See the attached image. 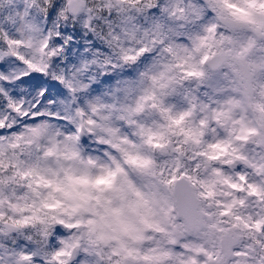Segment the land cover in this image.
Segmentation results:
<instances>
[{"label": "clouds", "instance_id": "clouds-1", "mask_svg": "<svg viewBox=\"0 0 264 264\" xmlns=\"http://www.w3.org/2000/svg\"><path fill=\"white\" fill-rule=\"evenodd\" d=\"M88 3L99 9L102 0ZM111 19L118 27L115 8ZM206 20H213L211 12ZM136 23L145 22L140 17ZM97 31L107 32L104 22ZM174 75L176 83L162 96L160 108L141 118L151 135L117 123L116 137L84 143V158L91 156L94 167L46 156L43 149L5 150L0 156V250L35 248L57 264L55 238L74 245L71 256L61 258L66 264H264V196L229 183H242L243 174L247 182L242 186H264V173L254 167L264 166V111L257 107L264 105V96L255 82L246 94H218L216 87H231L221 75L211 86L184 78L180 70ZM229 97L239 106L226 107ZM165 108L170 111L161 114ZM184 112L191 114L175 123ZM117 165L120 171L109 190L67 179L85 172L98 176L101 166L116 170ZM174 189L184 190L195 205L194 220H185L173 206Z\"/></svg>", "mask_w": 264, "mask_h": 264}, {"label": "snow or ice", "instance_id": "snow-or-ice-1", "mask_svg": "<svg viewBox=\"0 0 264 264\" xmlns=\"http://www.w3.org/2000/svg\"><path fill=\"white\" fill-rule=\"evenodd\" d=\"M113 8L118 27L111 19ZM209 12L212 21L206 20ZM140 17L144 24L136 23ZM101 22L107 32L97 31ZM177 70L209 86L223 76L231 87H216L218 94H246L255 82L264 96V0H102L99 9L88 0H0V156L6 149L27 147L94 167L91 156L84 158V143L116 137L117 123L151 135L141 118L160 108ZM225 106L238 107L239 101L229 97ZM257 107L264 111V105ZM190 114H180L175 123ZM254 167L264 173V166ZM119 171V165L116 170L101 166L98 176L85 172L67 179L105 191L113 188ZM238 180L244 183L247 177L241 174ZM229 183L264 196L259 184ZM172 197L178 213L194 220L197 210L187 193L174 189ZM42 236L47 238V231ZM53 244L52 259L66 264L61 258L70 257L74 245L55 238ZM34 260L51 264L35 248L0 250V264Z\"/></svg>", "mask_w": 264, "mask_h": 264}]
</instances>
